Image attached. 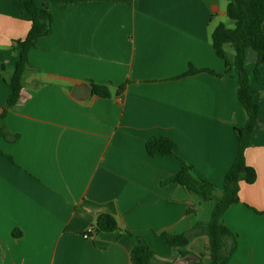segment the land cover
<instances>
[{"label": "crops", "instance_id": "crops-1", "mask_svg": "<svg viewBox=\"0 0 264 264\" xmlns=\"http://www.w3.org/2000/svg\"><path fill=\"white\" fill-rule=\"evenodd\" d=\"M21 1L0 0V114L12 93V47L32 26ZM38 4L53 15V32L30 51L19 103L0 118L9 136L0 134V264H133L139 239L157 254L155 264H197L210 241L193 227L211 222L216 204L164 183L185 162L222 189L236 162L237 129L249 117L239 75L212 43L228 1ZM255 62L249 52L248 72ZM260 73L252 94L264 122V66ZM92 82L108 85L111 98L74 97ZM156 137L173 139L177 157H151L146 143ZM244 157L257 179L240 183L239 201L223 215L235 237L225 264H264L263 125ZM102 214L133 236L87 237ZM166 232L187 233L190 254L167 247L157 236Z\"/></svg>", "mask_w": 264, "mask_h": 264}, {"label": "trees", "instance_id": "trees-1", "mask_svg": "<svg viewBox=\"0 0 264 264\" xmlns=\"http://www.w3.org/2000/svg\"><path fill=\"white\" fill-rule=\"evenodd\" d=\"M227 1V15L233 27L220 24L212 34V43L216 55L225 61L229 70L234 69L238 73L239 99L249 117L247 126L244 129H237L240 144L236 162L227 173L222 189L209 181L195 177L193 167L183 161L179 173L164 183L182 186L204 201H214L216 204L211 222H198L193 227V230H199L201 234L207 235L210 241L205 252L196 254L199 259L197 264H225L234 252L235 237L223 225L222 218L226 209L239 201L240 183L253 184L257 179L256 171L245 162L244 150L248 146V137L255 131L256 126L258 124L264 126V122L259 119V105L252 94L251 78L253 76L256 80H260V69L264 66V0ZM61 3L65 6L69 2ZM20 5L27 13L32 26L26 39L16 41L12 47L17 58L14 73L8 81L12 93L0 118L5 116L9 108L19 103L23 78L30 67V51L36 48L40 38L49 36L53 32V15L42 9L38 0H22ZM249 52L256 56L253 72H248L246 69ZM195 72L198 71L192 70L190 74ZM203 72L216 74L211 70ZM0 78H3L1 73ZM91 91L95 96L111 98L108 85L92 82ZM0 134L6 139L9 138L4 130H0ZM146 149L151 157H177V143L169 137H156L148 140ZM193 212L194 210L191 209L189 214ZM106 233H116L119 238L126 235L133 236L129 231L121 230L114 216L102 214L97 218L96 225L88 236ZM157 236L173 252H178L181 256L190 254L188 248L191 240L187 233L170 235L166 232ZM229 239H232L231 243H228ZM156 257L155 251L142 239H139L138 245L131 253L133 264H155Z\"/></svg>", "mask_w": 264, "mask_h": 264}, {"label": "water", "instance_id": "water-1", "mask_svg": "<svg viewBox=\"0 0 264 264\" xmlns=\"http://www.w3.org/2000/svg\"><path fill=\"white\" fill-rule=\"evenodd\" d=\"M79 92H84V95H83V97H88L90 94H91V89L87 86V85H84V86H81L80 88H77L76 90H75V92H74V97L75 98H78L79 96H78V93Z\"/></svg>", "mask_w": 264, "mask_h": 264}, {"label": "rangeland", "instance_id": "rangeland-1", "mask_svg": "<svg viewBox=\"0 0 264 264\" xmlns=\"http://www.w3.org/2000/svg\"><path fill=\"white\" fill-rule=\"evenodd\" d=\"M226 25L229 26V27H233V23H232V21L229 18L226 21Z\"/></svg>", "mask_w": 264, "mask_h": 264}, {"label": "built area", "instance_id": "built-area-1", "mask_svg": "<svg viewBox=\"0 0 264 264\" xmlns=\"http://www.w3.org/2000/svg\"><path fill=\"white\" fill-rule=\"evenodd\" d=\"M90 232H92V230H91ZM90 232H89V233H90ZM89 233H88V234H89ZM88 234H87V237H90V236H88Z\"/></svg>", "mask_w": 264, "mask_h": 264}]
</instances>
